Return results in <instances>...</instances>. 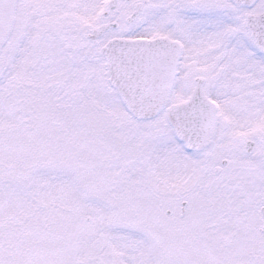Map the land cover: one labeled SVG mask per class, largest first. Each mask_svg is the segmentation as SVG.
Here are the masks:
<instances>
[{
    "label": "snow or ice",
    "instance_id": "1",
    "mask_svg": "<svg viewBox=\"0 0 264 264\" xmlns=\"http://www.w3.org/2000/svg\"><path fill=\"white\" fill-rule=\"evenodd\" d=\"M0 264H264V0H0Z\"/></svg>",
    "mask_w": 264,
    "mask_h": 264
}]
</instances>
